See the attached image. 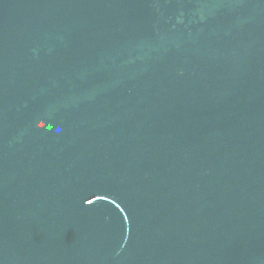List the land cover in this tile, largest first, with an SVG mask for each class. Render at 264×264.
Segmentation results:
<instances>
[{
  "label": "water",
  "instance_id": "1",
  "mask_svg": "<svg viewBox=\"0 0 264 264\" xmlns=\"http://www.w3.org/2000/svg\"><path fill=\"white\" fill-rule=\"evenodd\" d=\"M0 264H264V0H0Z\"/></svg>",
  "mask_w": 264,
  "mask_h": 264
}]
</instances>
